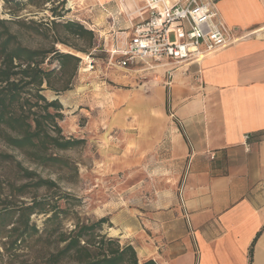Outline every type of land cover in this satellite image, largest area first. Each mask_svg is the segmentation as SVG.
<instances>
[{
	"label": "crops",
	"instance_id": "1",
	"mask_svg": "<svg viewBox=\"0 0 264 264\" xmlns=\"http://www.w3.org/2000/svg\"><path fill=\"white\" fill-rule=\"evenodd\" d=\"M89 3L90 29L109 52L124 47L145 1ZM214 3L232 38L227 45L199 58L111 66L132 82L147 78L148 89L139 85L131 100L133 122L149 142L132 152L156 153L133 157L131 194L147 203L116 230L140 261L264 264V0ZM187 28H179V40Z\"/></svg>",
	"mask_w": 264,
	"mask_h": 264
},
{
	"label": "trees",
	"instance_id": "2",
	"mask_svg": "<svg viewBox=\"0 0 264 264\" xmlns=\"http://www.w3.org/2000/svg\"><path fill=\"white\" fill-rule=\"evenodd\" d=\"M50 9L53 16L61 15L54 7ZM9 23L0 19V142L10 150L0 149V264H156L153 259L140 261L132 244L103 232L108 217L68 216L71 206L61 202L75 205L77 198L60 186L59 171H71L73 166L58 152L83 140L63 134L59 125L62 103L49 100L43 90L69 89L81 62L77 54L93 55L97 48L103 51L95 32L77 21L54 20L57 29L51 46L30 47ZM58 26L63 27V35ZM69 38L83 39L85 46L69 43ZM57 42L75 52L59 51L54 46ZM46 59H56L59 69L44 66ZM17 153L36 167L54 170L58 178L43 177L24 166ZM38 214L45 216L42 226L33 219ZM65 217L74 221L72 227L63 224Z\"/></svg>",
	"mask_w": 264,
	"mask_h": 264
},
{
	"label": "rangeland",
	"instance_id": "3",
	"mask_svg": "<svg viewBox=\"0 0 264 264\" xmlns=\"http://www.w3.org/2000/svg\"><path fill=\"white\" fill-rule=\"evenodd\" d=\"M41 2L42 0H0V19L11 22L10 29L19 32V39L23 44L30 47L51 46L57 29L52 24L54 20L77 21L88 29L92 28L84 16L89 12V0H52L46 4ZM52 7L61 15L53 16L50 9ZM35 28L44 30L48 35L45 36ZM58 29L63 35V27L58 26ZM95 34L104 52L99 48L93 49V55H89V59L87 55L77 54L81 56V62L77 73L71 79L69 89L63 91L44 89L43 94L49 100L58 99L62 103L63 117L59 119V125L63 134L83 140L74 148L58 152L68 157L73 166L71 171L60 169L62 178L58 179L62 189L77 198L75 205H71L70 201H61L64 206H71V215L68 216L77 214L81 218L91 220L108 217L103 232L118 238L117 228L121 227L123 222L131 221L133 209H139L147 203L133 199L131 194L133 157L135 155L137 158L139 155L140 160L148 161L149 158L155 157L156 153L150 155L145 151L134 154L131 149L133 145H149L147 134L142 132L141 124L133 122V113L137 110L133 109L131 101L139 85L143 86L139 89L143 92L148 89L144 85L147 78L141 80L139 84L132 82L127 72L111 68L113 64L110 61V52L104 41L96 32ZM70 42L85 46L83 39L78 41L69 38ZM54 46L61 52H75L67 44L57 42ZM90 59L94 61L93 69H89L88 66ZM44 66L58 70L59 62L56 59L52 61L46 59ZM59 82L61 81L57 80V85ZM0 149L10 151L2 142ZM16 155L24 166L36 169L43 177L58 178L54 170L36 167L22 155L18 153ZM33 219L42 226L45 216L38 214L34 215ZM73 222L71 217L63 219L66 227H72Z\"/></svg>",
	"mask_w": 264,
	"mask_h": 264
},
{
	"label": "built area",
	"instance_id": "4",
	"mask_svg": "<svg viewBox=\"0 0 264 264\" xmlns=\"http://www.w3.org/2000/svg\"><path fill=\"white\" fill-rule=\"evenodd\" d=\"M145 6L136 11L141 21L133 25V38L122 48L110 51V61L117 66H130L140 59L172 57L187 59L190 54L200 57L204 53L223 47L232 41L214 0H144ZM148 11V17L141 13ZM188 25L185 40L178 39L177 31ZM264 31V28H263ZM171 35H174L172 37ZM203 46V48H201ZM88 59L89 55L86 56ZM89 69L94 68L92 59ZM172 71L168 72V87ZM245 134V139L249 138Z\"/></svg>",
	"mask_w": 264,
	"mask_h": 264
}]
</instances>
